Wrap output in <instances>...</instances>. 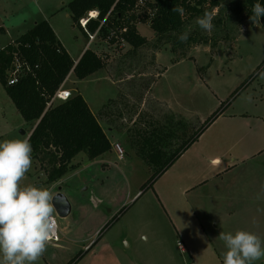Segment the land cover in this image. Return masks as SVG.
I'll return each instance as SVG.
<instances>
[{
	"label": "rangeland",
	"instance_id": "rangeland-1",
	"mask_svg": "<svg viewBox=\"0 0 264 264\" xmlns=\"http://www.w3.org/2000/svg\"><path fill=\"white\" fill-rule=\"evenodd\" d=\"M1 1L15 16L36 20L40 17L32 15L38 8H56L50 0ZM137 9L152 18L148 7L140 5ZM214 11L212 15L219 13L213 16L211 32L201 29L196 19L186 26L184 32L194 36L197 42H182L180 49L186 57L171 51L173 46L179 49L175 39L167 44L157 43L149 21L137 26L139 34L148 41L140 50L132 52L125 43H110L105 37L93 41L91 50L102 57L104 68L84 80L73 73L66 83L72 94L78 93L86 100L93 114L114 100L120 87H137L132 102L124 106L126 119L119 124L127 129L131 127L128 120L131 116L147 120L164 109L153 104L149 96L145 97L147 87H154L152 96L189 120L196 126L195 131L214 113H223L199 138L198 155L189 154L179 174L177 170L163 174L155 179L153 186L148 184L155 174L154 166L149 167L139 159L126 137L106 128L113 146L119 144L123 150L121 159L115 148L93 161L80 153L72 161L73 169L50 184L49 160L42 156L37 160L32 158V167L21 181V187L44 188L53 196L61 188L60 192L72 207L66 218L53 213L58 224V245L62 249L47 245L35 264H88L90 260L92 264H117L116 261L120 264H216V252L205 253V258L197 262L196 256L189 253L185 239L178 236V229L192 227L189 212L193 215L192 198L178 190L179 184L184 183L179 175L195 173L197 168L211 165L210 156L219 155L226 147L246 154L264 150V78L260 75L264 72V28L261 24L255 25L247 12L239 15L233 12L230 0ZM66 13L67 8H62L52 22L59 23L76 58L88 39L79 29L80 24L77 26ZM75 36H79L78 42ZM4 46L1 43L0 48ZM103 120L100 119L102 123ZM115 120L120 121L119 117ZM33 125L25 122L0 82V142L29 138ZM217 134H228L230 140H213ZM93 243L87 253L85 247ZM104 244L112 247L113 255ZM83 255L87 257L82 260ZM254 264H264V258Z\"/></svg>",
	"mask_w": 264,
	"mask_h": 264
},
{
	"label": "trees",
	"instance_id": "trees-1",
	"mask_svg": "<svg viewBox=\"0 0 264 264\" xmlns=\"http://www.w3.org/2000/svg\"><path fill=\"white\" fill-rule=\"evenodd\" d=\"M138 1L73 0L67 8L76 25L89 12L97 11L98 18L88 22L87 31L91 34L98 31V37L106 39L114 35L110 43L116 42L115 37L123 39L132 52L148 44L147 39L139 34L137 26L149 21L157 43L167 44L175 39L174 44L179 49L173 46L171 51L186 57L180 49L182 42L179 36L184 33L188 23L205 12L214 13V9L219 10L227 0H145L143 5L153 13L152 18L137 11L140 7ZM257 2L264 5V0H230L233 12L238 15L243 12L252 15L251 9ZM177 6L184 9L183 15L172 11ZM218 13L216 11L213 16ZM218 22L222 20L218 19ZM260 24L264 28V17L260 18ZM123 29L127 32L121 33ZM195 42L194 36H188L187 43ZM16 56L26 62L32 72L10 86L6 73ZM104 66L102 57L91 49H87L75 64L47 21L36 24L14 44L0 50V82L25 122L34 124L28 138L32 146V158L37 160L42 156V159L49 160L52 167L48 172L50 184L58 182L73 169L72 161L80 153H85L93 161L112 151V145L98 119L80 94H72L69 100L46 110L47 103L73 68L75 76L84 80ZM124 106H127L125 98L118 97L105 106L103 113L116 119L124 114ZM219 115L214 113L197 131L191 122H184L180 133L179 125L166 122L168 118L165 122L153 118L131 119L126 138L139 159L149 167L154 166L155 174L148 185L153 186L155 179L162 176ZM192 130L194 134L189 138Z\"/></svg>",
	"mask_w": 264,
	"mask_h": 264
},
{
	"label": "crops",
	"instance_id": "crops-1",
	"mask_svg": "<svg viewBox=\"0 0 264 264\" xmlns=\"http://www.w3.org/2000/svg\"><path fill=\"white\" fill-rule=\"evenodd\" d=\"M71 1L73 0H50V3L53 5L55 4L56 8H54V10L53 8L49 10L47 8H38L35 11L36 13L32 15H38L40 17V20H36L35 17L15 16L8 11L9 6L5 5V3H2L0 0V45L1 43L5 44L0 50H3L8 45L14 44L36 24L47 21L61 46L67 51L75 64H77L85 51L91 49L93 42L90 44L87 32L82 27H78L88 39V42L82 50H79L77 57L74 58L59 23L56 25V23L52 22L56 18V13L60 12L62 8H67V5ZM61 5L62 7H60ZM66 16L71 18L69 11L66 13ZM29 18L31 20H29ZM74 38L76 42H78L79 36H75ZM153 88L154 87H147L146 91L143 89L146 93L145 97L149 96L153 104L161 106L164 109L160 114L157 115L153 113L149 118L160 119L163 120V122L168 118L166 122L172 125H179L178 129L180 133L181 124L189 120L174 113L167 103L161 102L159 99H156L155 96H152ZM136 90L137 87H120L115 99L124 97L125 101L130 103L133 100V92L135 93ZM112 100L104 104L100 112L94 115L98 119L103 130L106 128L111 133L116 132L117 134L119 133L121 137H126L130 128L127 129L119 126V124L124 122L126 117L124 118L123 115L119 116L120 121L118 122L115 118H110L107 113H103L105 106ZM100 119H104L105 123L104 120L102 123ZM131 119L134 121L139 119V117L137 115L134 117L131 116V118L128 119L129 122ZM104 132L108 138L105 130ZM212 139L216 141L230 140V136L228 134H217L216 137ZM199 140L200 139L185 150L164 174H169V172L174 170H177V172L182 171L185 167L181 165L183 160H185L189 154L195 153L194 155H198L199 147H197V145ZM111 145L113 152V143H111ZM219 155L210 156L211 165L202 168L199 167L195 170V173L188 174L183 172L179 175V180L184 183L179 184L178 190L180 193L192 198L193 215L189 212L188 219L192 227L187 226V230L177 228V233L179 237L185 239L189 253L196 256L197 262L205 258V256H203L205 253L212 252L213 250V252H216V264H223V253L227 249L225 243L218 239L221 231L235 234L237 230H247L254 232L264 240V187H262L264 186V150L258 149L250 154H246L236 153V150L233 149L230 151V148L226 147V150L220 151ZM170 178L166 180L165 184L168 183ZM168 199L170 198H166V200ZM48 245L62 249L58 243H49ZM94 245V243L92 245H87L85 247V249H87L86 252L88 253L91 251ZM104 247L109 248V253L111 252L113 255L112 247L107 244H104ZM86 257L87 255H83L81 259L83 260ZM91 262L93 261L90 260L88 264H92ZM116 263L120 264V262L117 261Z\"/></svg>",
	"mask_w": 264,
	"mask_h": 264
},
{
	"label": "clouds",
	"instance_id": "clouds-1",
	"mask_svg": "<svg viewBox=\"0 0 264 264\" xmlns=\"http://www.w3.org/2000/svg\"><path fill=\"white\" fill-rule=\"evenodd\" d=\"M172 11L184 13L182 7ZM250 20L260 26L264 5L257 2ZM213 15L205 12L196 23L205 31L214 28ZM188 33L179 36L181 42ZM264 78V72L260 73ZM249 101L251 97H248ZM32 146L28 138L0 142V264H35L56 236L53 195L32 185L21 187V181L32 167ZM264 187V186H262ZM226 251L223 264H254L264 258V240L254 232L237 230L235 234L220 232Z\"/></svg>",
	"mask_w": 264,
	"mask_h": 264
},
{
	"label": "built area",
	"instance_id": "built-area-1",
	"mask_svg": "<svg viewBox=\"0 0 264 264\" xmlns=\"http://www.w3.org/2000/svg\"><path fill=\"white\" fill-rule=\"evenodd\" d=\"M145 0H139L138 4L139 5H143ZM99 13L97 11H92L89 12L87 14L86 17H84L83 19H81L79 21L80 26L87 32L88 38H89V43L93 42L97 37H98V31L91 34L87 31V24L90 20L92 19H97L98 18ZM153 16V13H152ZM127 30L123 29L121 31V33H126ZM114 35H111L108 40H110L111 38H113ZM117 44L121 43H125V41L123 39H119L118 37H115ZM32 69L31 67L26 63L23 62L19 57H15L14 61L11 65V67L7 70V80H8V85H15L19 82V80L26 76L27 74L31 73ZM74 72V68L70 71L69 75L66 77V79L64 80V82L60 85V87L58 88V90L56 91V93L53 95V97L50 99V101L47 103V109L48 110L51 106L57 104V103H61V102H65L67 100H69L72 96L71 91H69L66 88V83L68 82L69 78L71 77V75ZM114 148L116 150V152L119 155V158H122L123 155V150L121 149L119 144H115ZM54 215V214H53ZM55 216V215H54ZM56 219V216H55ZM56 225H57V230H56V236L55 238L50 242L53 244H56L60 241V237L58 234V224L56 221ZM181 250L183 251L184 249L181 248Z\"/></svg>",
	"mask_w": 264,
	"mask_h": 264
},
{
	"label": "water",
	"instance_id": "water-1",
	"mask_svg": "<svg viewBox=\"0 0 264 264\" xmlns=\"http://www.w3.org/2000/svg\"><path fill=\"white\" fill-rule=\"evenodd\" d=\"M60 190L61 188H59V192L53 196L54 212L57 217L66 218L71 214L72 207L66 196L60 192Z\"/></svg>",
	"mask_w": 264,
	"mask_h": 264
}]
</instances>
